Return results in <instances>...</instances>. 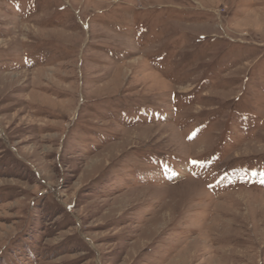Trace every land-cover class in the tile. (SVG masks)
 I'll return each mask as SVG.
<instances>
[{
	"label": "rangeland",
	"instance_id": "1",
	"mask_svg": "<svg viewBox=\"0 0 264 264\" xmlns=\"http://www.w3.org/2000/svg\"><path fill=\"white\" fill-rule=\"evenodd\" d=\"M0 264H264V0H0Z\"/></svg>",
	"mask_w": 264,
	"mask_h": 264
}]
</instances>
